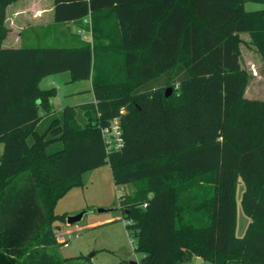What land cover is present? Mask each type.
<instances>
[{"label": "trees", "instance_id": "obj_1", "mask_svg": "<svg viewBox=\"0 0 264 264\" xmlns=\"http://www.w3.org/2000/svg\"><path fill=\"white\" fill-rule=\"evenodd\" d=\"M17 1L0 0V46ZM246 1L54 0L53 24L89 16L91 42L0 49V264H66L51 251L67 218L55 205L105 164L115 185L135 188L120 206L141 264H264V101L244 97L239 36L264 62V10ZM62 73L90 80L94 102L64 107L39 134L57 95L40 83ZM114 119L123 146L107 151L101 128ZM24 210H36L35 226H23Z\"/></svg>", "mask_w": 264, "mask_h": 264}, {"label": "rangeland", "instance_id": "obj_2", "mask_svg": "<svg viewBox=\"0 0 264 264\" xmlns=\"http://www.w3.org/2000/svg\"><path fill=\"white\" fill-rule=\"evenodd\" d=\"M246 11L264 10V2L247 0L244 4ZM14 30L10 39L15 37ZM248 39V35H243ZM26 42L23 41V44ZM27 46L43 47L47 46L45 41L27 44ZM119 66V65H118ZM50 78L43 80L40 87L49 88ZM61 90L52 100L53 113L43 118L36 128L39 134H44L50 123L55 119H61V106H76L79 103L92 101L90 85L87 81L76 83L67 82L68 73L54 76ZM252 88V87H251ZM258 96H264V86L257 87ZM254 89V87H253ZM81 91L76 95L72 92ZM255 98H264L258 97ZM83 122V118H78ZM51 137L47 136V140ZM61 142H53L47 148L48 154L62 150ZM135 188L132 184L117 186L114 184L111 170L108 164L88 171L82 175V185L69 190L60 200L57 201L55 215L74 216L84 213L80 222L73 225L57 222L55 234L59 247L52 248L66 259V264H141L143 254L135 251L136 241L127 226L131 224L125 218L120 206V197L133 196ZM244 191V184L240 180L236 189V223L235 235L243 237L250 223L245 216L241 206V195ZM69 240V246L60 245L63 241ZM186 264H195L190 261ZM202 264H210L203 262Z\"/></svg>", "mask_w": 264, "mask_h": 264}, {"label": "crops", "instance_id": "obj_3", "mask_svg": "<svg viewBox=\"0 0 264 264\" xmlns=\"http://www.w3.org/2000/svg\"><path fill=\"white\" fill-rule=\"evenodd\" d=\"M53 22L54 0H18L17 2L9 5L6 9L5 26L9 30V32L5 40L2 42L0 49L20 48L22 46H27V44L29 45L37 43V41H45L47 43V46H76L81 42H91L92 33L89 16L81 21L70 22L61 26L54 25ZM14 30L17 32V34L15 37L10 39V35ZM243 35H248V39H244ZM239 36L243 41V43L240 45V64L242 68L245 69L250 75V82L245 90L244 97L250 100L264 101V98H255V96H258V92H256L258 91L257 87L264 86V62L262 61L261 56L256 52L255 48L249 44V34L241 33L239 34ZM23 41L26 43L23 44ZM54 76L47 77L50 78L48 81L50 87L46 89L55 88L58 95L61 88L57 84V81L55 79H52L54 78ZM43 80L41 81V83L43 82ZM67 82H70V75ZM87 82L90 85L91 89V102H94L91 81L88 80ZM78 93L82 92H72V95H76ZM82 104L85 103H79L76 106ZM61 107L62 113V109L64 107ZM29 143H31V140H29ZM2 152L3 145L0 144V156ZM24 212L25 220L23 221V226L28 227L29 225H31L32 218L34 219L33 223L35 226L36 210H34V213L29 210H24ZM202 263L203 261H201L200 264Z\"/></svg>", "mask_w": 264, "mask_h": 264}, {"label": "built area", "instance_id": "obj_4", "mask_svg": "<svg viewBox=\"0 0 264 264\" xmlns=\"http://www.w3.org/2000/svg\"><path fill=\"white\" fill-rule=\"evenodd\" d=\"M101 137L106 145L107 151H117L123 146L122 130L118 119L112 120L108 126L101 128ZM57 241V235L55 234ZM58 243V241H57ZM60 245L69 246V240L63 241Z\"/></svg>", "mask_w": 264, "mask_h": 264}, {"label": "water", "instance_id": "obj_5", "mask_svg": "<svg viewBox=\"0 0 264 264\" xmlns=\"http://www.w3.org/2000/svg\"><path fill=\"white\" fill-rule=\"evenodd\" d=\"M171 94H172V90L170 88H168L165 91V97L168 98ZM83 215H84V213H80V214H77V215H74V216H68L66 218V224L67 225H73L75 223L80 222L82 217H83ZM200 263H201V259L197 258L195 260V264H200Z\"/></svg>", "mask_w": 264, "mask_h": 264}]
</instances>
